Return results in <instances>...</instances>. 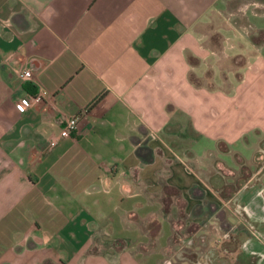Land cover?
<instances>
[{
  "label": "crops",
  "instance_id": "0c3cea01",
  "mask_svg": "<svg viewBox=\"0 0 264 264\" xmlns=\"http://www.w3.org/2000/svg\"><path fill=\"white\" fill-rule=\"evenodd\" d=\"M263 143L264 1L0 0V264H264Z\"/></svg>",
  "mask_w": 264,
  "mask_h": 264
},
{
  "label": "rangeland",
  "instance_id": "374dc122",
  "mask_svg": "<svg viewBox=\"0 0 264 264\" xmlns=\"http://www.w3.org/2000/svg\"><path fill=\"white\" fill-rule=\"evenodd\" d=\"M261 1H264V0H261ZM263 154H264V152L259 154V156H260L259 160L261 159V155H263ZM263 170H261V168H260V170L255 171V173L253 175L254 181H255L256 177H259L258 173H262ZM226 172H227V170H223L222 172H220L219 176L224 175ZM218 181L219 180H217V182ZM253 184H255V182H253ZM227 207L229 209V214L233 215L232 217H235L237 220H239V222H240L239 225L244 226L247 229V231L249 232L250 236H253L255 238H259L260 240H262L264 242V233L259 229V227H258L259 224L255 220H251L249 218L248 219L244 218V216H243L244 215L243 214L244 213L243 205L239 202V200L237 198H235L234 196H233V198H230V200L227 201ZM228 209L227 208L225 209L226 212H228ZM236 219H235V221L237 222ZM237 224H238V222H237ZM246 226H252V229H248ZM223 227L221 226L220 228H218V226H217L216 230H218L220 233H222ZM237 227H235V226L232 227L230 225L228 229L230 230V232H232L234 230H237ZM207 232L208 233L204 234L205 236L202 234H199V235H186V234L177 235L176 242L178 243V248H176L175 250H173L174 247H173V249L171 248L170 252H169L170 254H167V257H165L164 260L166 258H170L173 261L171 264H207L206 260L209 257H211L209 255L211 253L210 251L215 248L214 244L209 243L210 239H214L215 237L210 235L212 231H207ZM223 237H227V236H223ZM194 243L200 244V246H198V248L196 250V251H198L196 253V255H197L196 258H199V259H196V260L194 259L195 256H194V253H192L193 251L191 248V247H193ZM173 244H172V246H173ZM174 246H175V244H174ZM230 246L233 247V243ZM167 251H169V250H167ZM213 251H216V250L214 249ZM217 253H219V251H216V254H214V256L216 257V260H215L216 262H214V264H221L219 262V260H217ZM232 255H234V256L239 255L238 251L237 252L234 251L232 253ZM164 260L162 261V264H164Z\"/></svg>",
  "mask_w": 264,
  "mask_h": 264
},
{
  "label": "built area",
  "instance_id": "2783aa9c",
  "mask_svg": "<svg viewBox=\"0 0 264 264\" xmlns=\"http://www.w3.org/2000/svg\"><path fill=\"white\" fill-rule=\"evenodd\" d=\"M31 70H21L18 75L20 78L30 77ZM46 92L44 90H39L34 95H26L21 98H18L15 102L16 109L20 112L25 111L27 108L32 106L35 103L41 102L45 97ZM79 123V116L72 115L63 120V124L60 130V135L65 137L70 135V133L77 129ZM248 229H252V226H246ZM172 260L170 258H166L164 260V264H171Z\"/></svg>",
  "mask_w": 264,
  "mask_h": 264
},
{
  "label": "flooded vegetation",
  "instance_id": "af4514ba",
  "mask_svg": "<svg viewBox=\"0 0 264 264\" xmlns=\"http://www.w3.org/2000/svg\"><path fill=\"white\" fill-rule=\"evenodd\" d=\"M258 230H259V229H258ZM213 250H214V249H213ZM213 250H211V251H210L211 253L209 254L211 257H209V258L206 260V261H207V262H206L207 264H214V262H216V261H215V260H216V257L214 256V254H216V251H213ZM214 257H215V258H214ZM198 259H199V258H198ZM213 259H214V260H213ZM195 260H196V259H195ZM208 260H209L210 262H209Z\"/></svg>",
  "mask_w": 264,
  "mask_h": 264
},
{
  "label": "trees",
  "instance_id": "16d2710c",
  "mask_svg": "<svg viewBox=\"0 0 264 264\" xmlns=\"http://www.w3.org/2000/svg\"><path fill=\"white\" fill-rule=\"evenodd\" d=\"M177 248H178V246H177ZM195 257H194V259H198V258H196L197 257V255H194ZM173 262V261H172Z\"/></svg>",
  "mask_w": 264,
  "mask_h": 264
}]
</instances>
